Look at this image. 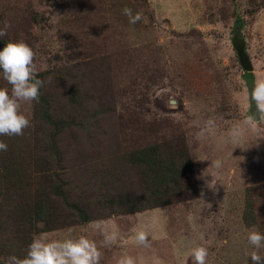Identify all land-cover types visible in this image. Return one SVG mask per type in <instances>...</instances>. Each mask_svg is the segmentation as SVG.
Listing matches in <instances>:
<instances>
[{
	"label": "rangeland",
	"instance_id": "1",
	"mask_svg": "<svg viewBox=\"0 0 264 264\" xmlns=\"http://www.w3.org/2000/svg\"><path fill=\"white\" fill-rule=\"evenodd\" d=\"M104 2L103 9L97 0L0 2L1 28L9 25L12 41L35 50L38 73L48 74L44 90L54 115L73 123L60 130L54 155L60 164L52 166L70 198L95 216L84 223L66 219L72 209L59 202L64 226L35 237L86 235L100 247V264L127 258L134 264H191L192 250L200 246L209 250L208 264H252L248 231L264 233V122L247 113L245 71L232 39L240 28L255 80L264 78V0ZM125 7L140 9L145 19L130 24ZM33 10L36 21L27 18ZM75 84L84 97L80 108L67 93ZM0 87L11 88L2 72ZM34 105L22 106L31 120ZM40 128L34 119L24 140L33 142ZM182 136L194 163L195 196L137 213L95 215L102 209L95 200L109 191L113 172L132 179L124 160L129 151ZM37 174L27 195L36 192ZM213 176L215 191L205 183ZM140 232L147 245L139 243ZM105 235L114 236L108 246ZM258 251L264 257V248Z\"/></svg>",
	"mask_w": 264,
	"mask_h": 264
},
{
	"label": "trees",
	"instance_id": "2",
	"mask_svg": "<svg viewBox=\"0 0 264 264\" xmlns=\"http://www.w3.org/2000/svg\"><path fill=\"white\" fill-rule=\"evenodd\" d=\"M21 3L22 0H14V5L18 6ZM105 3L104 0H97L96 4L103 9ZM139 3H143V0H139ZM136 10L139 12L140 9ZM37 16L39 12L33 10L27 18L35 20ZM18 17L21 18V15ZM2 20L0 14V28ZM0 39L7 43L12 41L10 35ZM174 67L177 69L175 65ZM45 75L44 72H40L37 78L45 81L48 74L46 77ZM244 79L250 98L255 81L254 72L245 71ZM80 91L77 84L71 85L67 90L72 103L79 108L84 103V97ZM247 113L253 119L259 120L255 103L251 99ZM92 115H99V111H94ZM34 119L41 128L33 142L30 139L24 140V135L0 136V140L8 144V150L0 152V232L2 231L0 264H8L11 256L23 258L28 245L37 234L64 226L59 202H64L66 207L72 209V214L66 216V219L72 221L76 219L82 223L95 219V216L70 198L63 185L66 181L59 170H55V166H52V162L60 164V160L54 156L58 153L56 143L60 130L65 125L71 126L73 123L66 118L54 115L52 100L44 87L41 88L39 102H35L34 105L32 121ZM26 137L28 138V135ZM32 145H36L33 148L35 152L30 151ZM124 160L131 168L132 179L136 181H131L132 179L127 177L123 179L125 174L122 172L111 174L109 191L99 194L101 196L95 200H98L97 203L102 206L101 211L95 213L101 218L168 206L175 201L197 194L192 154L184 136L173 140L156 139L149 144L132 149L124 156ZM33 173H38L39 176L41 174L42 177L36 183V192L27 195L31 192ZM261 217L263 222L260 224L264 226V212Z\"/></svg>",
	"mask_w": 264,
	"mask_h": 264
},
{
	"label": "clouds",
	"instance_id": "3",
	"mask_svg": "<svg viewBox=\"0 0 264 264\" xmlns=\"http://www.w3.org/2000/svg\"><path fill=\"white\" fill-rule=\"evenodd\" d=\"M123 14L128 17L130 24L141 22L142 13L135 12L125 7ZM5 25L0 28V38L7 35ZM35 50L23 41H10L0 50V72L2 78L11 85V88L0 87V136H23L25 129L32 127V120L22 111L25 103L39 102L41 88L46 81L38 79ZM250 99L255 103L259 119L264 122V78H257L253 82ZM249 123H253L252 118ZM8 144L0 140V152H6ZM216 167L220 163L216 162ZM217 178L213 176L211 181H205L206 186L215 191ZM141 245L149 243L148 236L144 232L137 235ZM114 240V236L105 235L103 244L108 246ZM247 241L254 249L250 252L252 264H264V257L259 254V249L264 248V233L250 229ZM102 252L97 242L88 236L68 238L64 240H50L43 234L34 237L28 245L26 255L23 258L11 256L8 264H100ZM209 250L200 246L192 250L191 264H208ZM120 264H134L131 258L124 259Z\"/></svg>",
	"mask_w": 264,
	"mask_h": 264
},
{
	"label": "water",
	"instance_id": "4",
	"mask_svg": "<svg viewBox=\"0 0 264 264\" xmlns=\"http://www.w3.org/2000/svg\"><path fill=\"white\" fill-rule=\"evenodd\" d=\"M233 46L237 52L239 62L246 72H254V64L252 62L251 56L247 51V44L245 38L241 35L240 28H237L234 30L233 34ZM7 44V42L0 39V50L3 49V47ZM173 103H175L173 101Z\"/></svg>",
	"mask_w": 264,
	"mask_h": 264
}]
</instances>
